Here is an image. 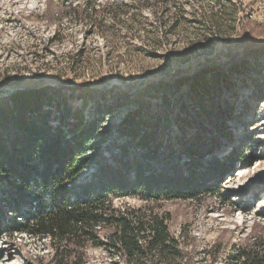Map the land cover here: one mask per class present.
Wrapping results in <instances>:
<instances>
[{
	"label": "rangeland",
	"instance_id": "374dc122",
	"mask_svg": "<svg viewBox=\"0 0 264 264\" xmlns=\"http://www.w3.org/2000/svg\"><path fill=\"white\" fill-rule=\"evenodd\" d=\"M237 42L264 43V0H0V105L25 89L46 90L53 105L82 110L85 121L96 105H107L97 132L106 137L99 150L106 158L115 153L128 113L152 123L160 117L169 126L154 142L160 153L164 147L174 152L181 102L195 123L213 129L196 117L189 89L202 69L215 70L201 78L210 91L201 99L227 106L233 119L230 139L212 157L244 158L195 199L149 206L170 216L181 250L171 264H235L229 256L237 248L264 242V51L244 58L246 67L233 73L226 47ZM5 191L0 180V205L11 217ZM109 199L115 209L148 206L137 197ZM105 230H99L104 244ZM1 232L0 264H46L52 254L48 240ZM106 248L87 247V264H124Z\"/></svg>",
	"mask_w": 264,
	"mask_h": 264
},
{
	"label": "trees",
	"instance_id": "16d2710c",
	"mask_svg": "<svg viewBox=\"0 0 264 264\" xmlns=\"http://www.w3.org/2000/svg\"><path fill=\"white\" fill-rule=\"evenodd\" d=\"M69 8L76 13V7ZM226 50L229 70L237 73L246 67L244 58L264 51V43L237 42ZM213 71L206 67L193 84L187 81L192 105L198 106L196 117L213 129L195 123L181 102L174 152L164 147L160 153L154 142L155 135L167 132L169 126L160 117L152 123L139 113H128L121 121L115 153L106 158L99 153L106 137L97 132L107 105H96L85 121L82 110L53 105L46 90L15 93L8 105H0V180L10 190L2 196L15 214L8 217L0 205V234L3 229L10 237L25 234L48 240L52 254L46 264H87L84 250L92 246L107 247L124 264H171L181 250L169 231L170 216L149 205L193 200L231 176L235 161L244 158L238 153L224 162L212 157L221 140L230 139L227 122L233 119L227 106H210L201 99L210 93L201 78ZM177 81L175 86L184 84ZM164 104L169 105L167 99ZM89 167L94 171L84 178L81 174ZM110 197H137L148 206L115 209ZM260 214L264 216V211ZM102 229L108 231L105 244L99 234ZM229 259L235 264H264V242L237 248Z\"/></svg>",
	"mask_w": 264,
	"mask_h": 264
}]
</instances>
